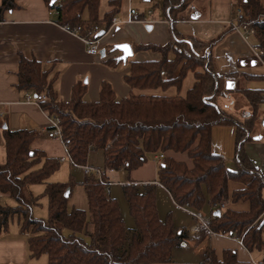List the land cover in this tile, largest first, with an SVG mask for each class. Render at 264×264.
<instances>
[{"label": "trees", "instance_id": "obj_1", "mask_svg": "<svg viewBox=\"0 0 264 264\" xmlns=\"http://www.w3.org/2000/svg\"><path fill=\"white\" fill-rule=\"evenodd\" d=\"M43 1L56 12L60 26H80L84 33L100 23L106 30L111 18L119 13L123 0H110L109 10L102 19L99 18L100 0ZM153 1L157 0H148ZM232 1L248 12V25L255 32L254 46L264 52V0ZM193 2L160 0L155 4L171 20L172 39L162 46L133 47V51L158 53L160 59L130 62L129 72L123 77L131 89L174 87L179 91L187 74L191 73L194 82L185 97L131 95L118 100L111 86L103 82L99 100L87 102L84 101L86 87L77 83L71 89L70 100L63 102L53 88L55 76L49 78L52 68L45 70L39 62L22 56L18 63L17 88L45 96L40 107L48 116L59 118L64 145L77 166L86 165L90 152L102 150L104 169L124 170L129 176L147 163L148 155L158 154L163 158L156 182L179 207L197 213L205 206L248 202V212L217 209L219 214H214L207 226L216 234L241 239L248 251L264 252V219L258 220L264 211V177L244 150L262 93L242 91L252 111L244 121L236 120L217 106L216 98L231 92L226 90L224 80L216 75L211 62V51L217 40L206 42L180 36L173 28L178 21L186 20L184 14ZM15 7L14 0H2L0 19L4 12ZM106 64L113 67L117 62L108 59ZM161 72L169 78L162 79ZM4 125L6 118L0 116L5 153L4 161L0 162V194L14 205L0 204V236L15 219L19 230L28 236L29 258L45 256L46 264H163L170 261L172 251L185 236L176 231L170 214L160 220L154 187L148 185L141 191L134 185L122 187L133 229H126L118 201L106 199L104 187L94 175H89L84 182L88 209L68 211L67 202L75 183L72 180L67 184L47 183L59 163L33 148L40 135L34 131L3 129ZM214 126L235 127L232 171L226 168L224 158L212 151ZM168 153L185 154L191 167L169 157ZM230 181L242 184L243 188L229 193ZM41 185L43 192L34 195L31 187ZM66 190H69L68 197L64 196ZM44 197L48 200L46 220L32 214V208L40 206ZM201 263L238 264L235 252L229 250L224 251L221 260L210 252ZM260 264H264V258Z\"/></svg>", "mask_w": 264, "mask_h": 264}, {"label": "crops", "instance_id": "obj_2", "mask_svg": "<svg viewBox=\"0 0 264 264\" xmlns=\"http://www.w3.org/2000/svg\"><path fill=\"white\" fill-rule=\"evenodd\" d=\"M109 1L100 0V19L109 10ZM138 1L136 4L140 8L134 7L138 11L135 19H145L147 18L146 12L151 11L152 19L159 22L148 25L135 22L115 27L101 40L100 49L104 51V56L100 53L98 55L88 54L84 44L56 22V12L50 10L43 0H14L16 7L4 12L0 19V116L6 118V127L11 131L27 130L38 133L40 137L34 142L33 148L45 152L49 158L56 159L59 167L67 166L68 174L64 178H53L52 175L47 183L60 184L70 179L74 180L75 186L67 202L68 211L73 208L84 211L88 209L84 190V182L88 176L83 174L79 166L59 162V159L64 156L60 153L61 149L64 154L63 146L57 139H49L43 134V130L48 125L46 114L27 100V95L30 98L35 97L33 90L21 92L17 88L19 59L21 56L28 60L34 59L42 65L43 69L52 68L49 78L55 76L53 88L58 99L63 102L70 100L71 89L77 83L86 87L84 101L87 102L99 100L100 86L103 82L111 86L118 100L131 95L134 97H185L187 91L181 94L182 86L179 91L174 87L139 90L131 89L124 83L123 77L129 72L130 62L160 59L158 53L133 51V47L147 44L162 46L172 39L171 23L162 22L169 20L166 15L154 7L145 8L143 4L149 3L146 0ZM209 1L206 0L204 7L201 0H196L195 5L192 4L185 12L186 20L178 21L173 28L180 36H191L206 42L217 40L211 51V62L216 75L224 80L226 90L231 91L227 95L216 98L215 102L221 110L238 121H244L251 116L252 111L242 91L262 93V101L257 107L253 127L249 133L250 140L244 145V150L252 165L264 177V67L255 59L242 39L227 25V21L233 20L235 16L236 3L232 0H216L217 5L211 6ZM115 16L127 19L125 0L122 1L120 11ZM98 25L103 27L101 23ZM250 42L254 45V37H250ZM118 44H128L132 50V55L125 62L116 60L121 54L113 51V47ZM169 57L172 58L171 54ZM108 59H115L117 65L108 66L106 64ZM235 133V127L232 126H214L211 129L212 151L224 158L226 168L230 171L234 170ZM174 154L176 153L167 155L191 167V162L186 155L185 159L180 161L174 158ZM151 156L157 167L149 175L140 173L143 168L141 167L129 176L124 170L107 172L105 178L107 181L117 183L111 186L109 198L117 200L112 195L114 187H120L122 190L124 185H134L141 191L143 187L150 185L155 190L160 220H162L159 215L160 205L166 211H171L174 225L177 224L178 213L191 219L190 224H181L175 228L178 233L184 234L185 239L172 251L170 261L163 264H200L203 262L204 255L210 252L221 260L224 251L228 250L235 252L238 264H260L264 258V252L248 251L241 247L235 238L214 232L210 234L201 228L198 233H194L193 230L198 227V222L189 214V210L176 205L170 194L156 182V173L161 162L155 159L158 154ZM4 157V141L0 130V162L4 161ZM86 165L104 168L103 151L90 152ZM74 169L78 172L73 173ZM39 187L37 195L44 190L43 185ZM242 188V184L228 182L229 193ZM43 199L47 198L44 197L41 201ZM223 209L248 212L249 203L246 201L227 202ZM215 211L217 209L214 207L205 206L197 214L208 224ZM27 238L28 236L19 230L17 223L10 225L8 230L0 236V264H46V258H29Z\"/></svg>", "mask_w": 264, "mask_h": 264}, {"label": "built area", "instance_id": "obj_3", "mask_svg": "<svg viewBox=\"0 0 264 264\" xmlns=\"http://www.w3.org/2000/svg\"><path fill=\"white\" fill-rule=\"evenodd\" d=\"M134 0H125L126 6H127V19H120L117 16H114L111 18L110 24L107 27L106 30L101 28L99 25H93L89 29L85 30V32H82V29L80 26H75L70 28L69 26H62V29H64L66 32H68L73 37L79 39L84 46L86 47V51L90 55H98L100 53V45L102 38L107 35L110 31H112L115 27L119 26L120 24H130V23H142V24H154L159 21L153 20L151 17V11H147V18L145 19H135L138 15V11L133 6ZM249 17L246 14V12L241 8L237 7L235 16L233 20L227 21V25L230 26L233 31L242 39V41L248 46L250 51L252 52L255 59L264 67V52L261 50H258L251 42L250 37H254V29L248 25ZM162 22L165 23H171V20H164ZM103 31V36H98V33ZM160 76L165 79L167 78V74L165 72H161ZM27 100L32 102L34 105L40 107V102L45 100L44 95H35V97H31L27 95ZM43 111V110H42ZM44 112V111H43ZM45 113V112H44ZM46 114V113H45ZM48 125L43 130V134L49 139H57L63 146L64 149V157L59 159V162H67L70 165L77 166L73 160L71 159L70 155L67 152V149L64 145L62 133H61V127H60V120L56 116H48L46 114ZM163 158L162 155L155 156L156 160H161ZM82 169V172L85 176L94 175L97 179L98 183L102 184L105 191V197L106 199H109L110 196V188L111 186L117 184L114 182L106 181L104 179V176L107 172H113L112 170H106L104 168H94L87 165L79 166ZM225 206V203L215 204L213 207L215 209H223ZM189 214L198 222V227H196L193 232L198 233L200 231V228L204 231L213 234V232L209 229L206 223L202 220V218L194 212L188 211ZM259 219H264V211L260 214L258 217ZM238 244L245 249V246L241 239H237ZM200 264H207V263H200Z\"/></svg>", "mask_w": 264, "mask_h": 264}, {"label": "rangeland", "instance_id": "obj_4", "mask_svg": "<svg viewBox=\"0 0 264 264\" xmlns=\"http://www.w3.org/2000/svg\"><path fill=\"white\" fill-rule=\"evenodd\" d=\"M159 1L160 0L153 1L151 3H145L143 5H144L145 8L154 7L156 10L160 11V7H158V8L155 7V4L159 3ZM195 1L196 0H194V2L192 3L193 5H195ZM137 2H139V1L135 0L133 2V6L136 7V8H140L138 6V4H136ZM201 2H202V5L205 7L206 6V4H205L206 0L205 1L201 0ZM209 3L211 4V6L212 5L213 6L217 5L216 0H210ZM236 5H237V7L238 6L241 7L246 12V14L248 15V12L241 5H238V4H236ZM248 17H249V15H248ZM249 19H250V17H249ZM193 82H194V80H193L192 74L188 73L186 78L183 81L182 88H181V94H183L185 91L189 90L191 88ZM60 151H61L60 152L61 155H64L61 149H60ZM174 158L181 161V160L185 159V154H174ZM147 159H148L147 163L143 166L142 170H140V173H143L144 175H146V174L149 175L157 167V165L153 161L151 155H148ZM161 160H159V161L161 162ZM77 172H78V170H75V169L73 170V173H77ZM67 174H68L67 166H60L58 168V170L53 174V178L55 177V178H60L61 179V178H64ZM72 181L74 182L73 179H72ZM65 182L66 183H60V184L69 183V181H65ZM31 189H32L33 193L35 195H37L39 193L40 187L39 186H32ZM112 195L117 198V201H118L119 207H120V211H121V216H122V219H123V221L125 223L126 229H128V230L129 229H133L134 223H133V220H132V218L130 217V215L128 213L127 202H126L125 197L123 196L121 188L120 187H114L112 189ZM6 202L9 203L10 206H13V201L8 199L7 197L5 198V196H2L0 194V204H4ZM32 213H33V216L35 218H40V219H45L46 220L49 217L47 199H43L41 201V205L38 206V207H35L34 210L32 211ZM169 214L171 215L172 222H173V217H172L171 211L170 212L166 211V209H164L162 207V205H160V207H159V215H160L161 219L162 220L165 219L166 216L169 215ZM164 216H165V218H164ZM176 220H177V224L176 225H174V222H173V225L175 226V228H177L181 224H190L191 223V219L190 218L188 219V216H186L184 214H181V213H178V216H177ZM15 223L16 222H15V219H14V221L11 223V225H15ZM204 223H205V221H204ZM183 226H186V225H183ZM41 257H42L41 259H45L46 258L45 256H41Z\"/></svg>", "mask_w": 264, "mask_h": 264}, {"label": "water", "instance_id": "obj_5", "mask_svg": "<svg viewBox=\"0 0 264 264\" xmlns=\"http://www.w3.org/2000/svg\"><path fill=\"white\" fill-rule=\"evenodd\" d=\"M146 1L148 2V0H146ZM53 4H54V1L51 2V5H53ZM103 35H104V32L103 31H101V32L98 33V36H100V37L103 36ZM113 51H118L121 54L119 57H117V59H116L117 62H119V61L125 62L127 60V58L132 55V50H131V48H130V46L128 44H118V45H115L113 47ZM100 54L102 56H104V51L101 50L100 51ZM5 127L6 126L4 125L3 126V129ZM68 194H69V190H66L64 196L65 197H68ZM215 214H219V211H216Z\"/></svg>", "mask_w": 264, "mask_h": 264}]
</instances>
